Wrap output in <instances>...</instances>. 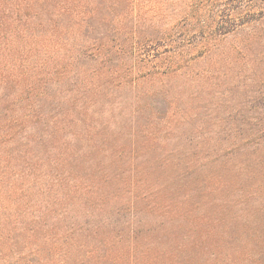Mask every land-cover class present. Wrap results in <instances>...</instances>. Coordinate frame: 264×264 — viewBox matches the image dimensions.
<instances>
[{
	"label": "rangeland",
	"instance_id": "1",
	"mask_svg": "<svg viewBox=\"0 0 264 264\" xmlns=\"http://www.w3.org/2000/svg\"><path fill=\"white\" fill-rule=\"evenodd\" d=\"M11 35L0 264H264V24L163 77Z\"/></svg>",
	"mask_w": 264,
	"mask_h": 264
},
{
	"label": "trees",
	"instance_id": "2",
	"mask_svg": "<svg viewBox=\"0 0 264 264\" xmlns=\"http://www.w3.org/2000/svg\"><path fill=\"white\" fill-rule=\"evenodd\" d=\"M263 24L264 0H0V45L11 33L15 42L64 50L72 36L80 41L72 60H129L132 72L151 67L152 77L182 72L220 40ZM159 49L170 54L165 69L151 64Z\"/></svg>",
	"mask_w": 264,
	"mask_h": 264
}]
</instances>
